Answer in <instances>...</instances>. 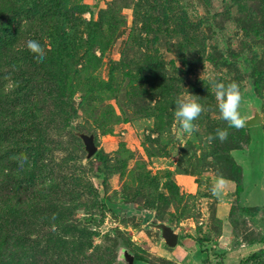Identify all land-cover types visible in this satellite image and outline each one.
<instances>
[{"label": "rangeland", "instance_id": "1", "mask_svg": "<svg viewBox=\"0 0 264 264\" xmlns=\"http://www.w3.org/2000/svg\"><path fill=\"white\" fill-rule=\"evenodd\" d=\"M212 77L239 84L244 128L220 118ZM190 94L206 111L181 143ZM218 128L227 140L209 143ZM76 132L94 135L92 158ZM126 253L264 264V0H0V264Z\"/></svg>", "mask_w": 264, "mask_h": 264}, {"label": "clouds", "instance_id": "2", "mask_svg": "<svg viewBox=\"0 0 264 264\" xmlns=\"http://www.w3.org/2000/svg\"><path fill=\"white\" fill-rule=\"evenodd\" d=\"M26 47L29 52L34 55L37 63L43 62L46 58V49L41 44L40 40L29 39L26 42ZM214 89L217 107L219 109L220 118L227 122L228 127L234 129H242L246 126L249 116L241 112V108L245 105L246 99L237 82H229L227 84L218 81L216 78H210ZM206 111L194 95L177 97L175 101L174 116L179 122V127L176 132L177 140L183 143L185 136H190L194 132L199 131V125L195 123L199 117ZM228 138L227 129H216L215 135L210 134L207 137L209 143L219 139L221 142ZM228 181L224 177H218L211 188L213 196L220 198L225 193Z\"/></svg>", "mask_w": 264, "mask_h": 264}, {"label": "water", "instance_id": "3", "mask_svg": "<svg viewBox=\"0 0 264 264\" xmlns=\"http://www.w3.org/2000/svg\"><path fill=\"white\" fill-rule=\"evenodd\" d=\"M76 136L81 140L83 144L85 158H92L98 150L94 142V135L92 133L86 134L84 132H76ZM153 227L159 230L160 237L168 248H174L177 245L178 234L171 226L166 223H159L154 225ZM124 260L127 262V264H133L134 259L130 254L126 253V255L124 256Z\"/></svg>", "mask_w": 264, "mask_h": 264}, {"label": "crops", "instance_id": "4", "mask_svg": "<svg viewBox=\"0 0 264 264\" xmlns=\"http://www.w3.org/2000/svg\"><path fill=\"white\" fill-rule=\"evenodd\" d=\"M186 256L188 255V254H185ZM194 256V255H193ZM192 256V258H186L187 259V261H186V263L187 262H189V261H191V262H193V260H194V257ZM178 260V259H177ZM190 263V262H189ZM170 264H181V263H179L178 261H176L175 263L173 262V263H170Z\"/></svg>", "mask_w": 264, "mask_h": 264}, {"label": "trees", "instance_id": "5", "mask_svg": "<svg viewBox=\"0 0 264 264\" xmlns=\"http://www.w3.org/2000/svg\"><path fill=\"white\" fill-rule=\"evenodd\" d=\"M92 27H94V26H91V27H89V28H92ZM254 211H257V208H255V210ZM137 262H144L143 260H137ZM135 264V263H134ZM169 264V263H168Z\"/></svg>", "mask_w": 264, "mask_h": 264}]
</instances>
